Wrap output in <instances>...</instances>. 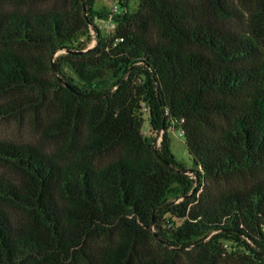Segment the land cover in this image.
<instances>
[{
	"label": "trees",
	"instance_id": "1",
	"mask_svg": "<svg viewBox=\"0 0 264 264\" xmlns=\"http://www.w3.org/2000/svg\"><path fill=\"white\" fill-rule=\"evenodd\" d=\"M95 1L0 0V264H264V0Z\"/></svg>",
	"mask_w": 264,
	"mask_h": 264
},
{
	"label": "rangeland",
	"instance_id": "2",
	"mask_svg": "<svg viewBox=\"0 0 264 264\" xmlns=\"http://www.w3.org/2000/svg\"><path fill=\"white\" fill-rule=\"evenodd\" d=\"M112 4L114 2L112 0H96L94 3V7L96 9H103L104 11H110L112 8ZM136 0H130L128 7L130 10H134L136 8ZM95 25L98 27L101 38L108 40L107 42L110 44V41H112V37H114V32L111 29L109 22L107 19H98L95 20ZM91 37L89 40L85 42V51H88L89 49H92L97 45V37H95L94 30L91 31ZM85 41V40H83ZM124 47L122 46H116L112 47L113 52L120 51ZM66 50H58L55 51L53 54V57L57 56L58 54L65 53ZM29 112H21L20 115H12L9 117H2L0 118V139H7V140H13L16 142H27L32 144H39L43 146L45 149H49L50 144L49 141H47L42 136V128L40 124L43 122V119H39L36 121H33V118L30 116ZM143 122H142V131L143 133L147 134L148 132V122H147V114H143ZM178 129H169L168 130V138L170 141V147L172 150V154L180 160V162L188 169L193 168L194 164L191 160V157L188 155V150L185 145L183 137L178 136L177 134ZM0 170L3 172H6L8 174H11L13 172L12 169L6 167V166H0ZM190 175H193V173L186 171ZM168 217V216H167ZM166 218H164V221H166ZM169 223L172 227H176L180 224L181 220L178 218H168ZM165 224V223H164ZM224 246L226 248L230 249V244L224 243Z\"/></svg>",
	"mask_w": 264,
	"mask_h": 264
},
{
	"label": "built area",
	"instance_id": "3",
	"mask_svg": "<svg viewBox=\"0 0 264 264\" xmlns=\"http://www.w3.org/2000/svg\"><path fill=\"white\" fill-rule=\"evenodd\" d=\"M116 4L117 3H115V2H114V4H112V8L110 10L111 16H113L114 14H116L119 11L118 6ZM107 21L109 22V25H110L111 29L113 30V32H115V25L111 21V17H109L107 19ZM126 40H127V38L125 36H119L118 34L115 33L114 37H112L111 46L112 47L121 46L126 42ZM177 134H178V136L183 137V130H181V128H178Z\"/></svg>",
	"mask_w": 264,
	"mask_h": 264
},
{
	"label": "water",
	"instance_id": "4",
	"mask_svg": "<svg viewBox=\"0 0 264 264\" xmlns=\"http://www.w3.org/2000/svg\"><path fill=\"white\" fill-rule=\"evenodd\" d=\"M84 9V8H83ZM67 86V85H66ZM68 87V86H67ZM68 89H70V88H68ZM72 92H74V93H76V94H78V92H76L75 90H73V89H70ZM82 95H84V94H82ZM85 96V95H84ZM103 95H93V96H85V97H87V98H89V99H94V98H97V97H102Z\"/></svg>",
	"mask_w": 264,
	"mask_h": 264
}]
</instances>
